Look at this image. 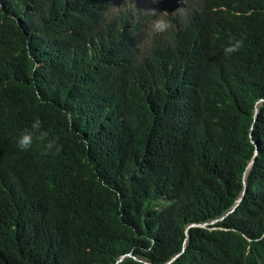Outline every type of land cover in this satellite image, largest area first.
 <instances>
[{
	"label": "trees",
	"instance_id": "1",
	"mask_svg": "<svg viewBox=\"0 0 264 264\" xmlns=\"http://www.w3.org/2000/svg\"><path fill=\"white\" fill-rule=\"evenodd\" d=\"M156 1L0 0V264H264V0Z\"/></svg>",
	"mask_w": 264,
	"mask_h": 264
},
{
	"label": "clouds",
	"instance_id": "2",
	"mask_svg": "<svg viewBox=\"0 0 264 264\" xmlns=\"http://www.w3.org/2000/svg\"><path fill=\"white\" fill-rule=\"evenodd\" d=\"M169 28L170 24L162 15L154 19L150 24L151 31L156 34L164 33ZM243 46V39L230 40L223 48V52L226 56H231L243 48ZM34 143H38L45 153H51L53 150H55V153H59L62 147L56 138L49 139L48 131L43 129L42 122L38 119L34 120L31 126L24 129L16 138V147L22 152L31 150Z\"/></svg>",
	"mask_w": 264,
	"mask_h": 264
},
{
	"label": "rangeland",
	"instance_id": "3",
	"mask_svg": "<svg viewBox=\"0 0 264 264\" xmlns=\"http://www.w3.org/2000/svg\"><path fill=\"white\" fill-rule=\"evenodd\" d=\"M155 1H156V0H153V2H155ZM156 3L159 4V1H156ZM262 103H264V102H261V101H260V102H258L256 105H257V106H260Z\"/></svg>",
	"mask_w": 264,
	"mask_h": 264
},
{
	"label": "bare ground",
	"instance_id": "4",
	"mask_svg": "<svg viewBox=\"0 0 264 264\" xmlns=\"http://www.w3.org/2000/svg\"><path fill=\"white\" fill-rule=\"evenodd\" d=\"M138 30V29H137Z\"/></svg>",
	"mask_w": 264,
	"mask_h": 264
}]
</instances>
